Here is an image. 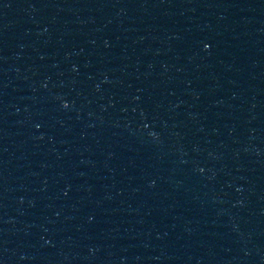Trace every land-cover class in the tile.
Here are the masks:
<instances>
[{
    "label": "water",
    "instance_id": "95a60500",
    "mask_svg": "<svg viewBox=\"0 0 264 264\" xmlns=\"http://www.w3.org/2000/svg\"><path fill=\"white\" fill-rule=\"evenodd\" d=\"M195 94L264 219V0H128Z\"/></svg>",
    "mask_w": 264,
    "mask_h": 264
}]
</instances>
